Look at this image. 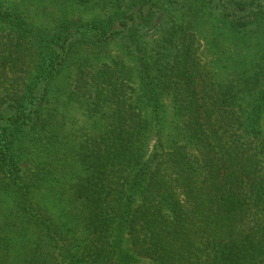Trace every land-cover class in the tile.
Returning <instances> with one entry per match:
<instances>
[{
    "label": "trees",
    "instance_id": "1",
    "mask_svg": "<svg viewBox=\"0 0 264 264\" xmlns=\"http://www.w3.org/2000/svg\"><path fill=\"white\" fill-rule=\"evenodd\" d=\"M24 1L62 17L36 25L0 0V264H264V0H166L179 16L165 0H103L111 12L90 21L66 2L97 0ZM116 37L135 75L99 56ZM73 56L96 131L72 152V180L62 132L46 133L69 208L57 224L21 162Z\"/></svg>",
    "mask_w": 264,
    "mask_h": 264
},
{
    "label": "rangeland",
    "instance_id": "2",
    "mask_svg": "<svg viewBox=\"0 0 264 264\" xmlns=\"http://www.w3.org/2000/svg\"><path fill=\"white\" fill-rule=\"evenodd\" d=\"M97 1H99V4L94 3L88 6H80L68 1L66 2L65 9L67 13L71 14L69 17L80 21L105 18L111 12V9L107 5L104 7L101 5L103 0ZM1 2L4 3L5 7H16L20 11H23L26 18L36 25L44 24L45 26L53 27L56 24L57 18L62 17L57 11L51 13L49 11L47 13L41 11L31 1L1 0ZM159 4L161 10H164L165 13H169L171 16H179L180 12H182V10L176 11L173 9L172 4L166 0ZM207 27L208 24L204 23L201 30H205ZM78 49V56L82 57L86 55L92 57L90 55L92 52L91 48L81 47ZM104 54L107 57L115 58L135 75L136 62L134 57L131 56V53L126 49L120 38L116 37L112 40L107 47L101 50L99 56L102 57ZM203 55L211 61L217 59L207 49H205V54ZM230 66L231 63L228 68L221 70L220 76L225 75ZM77 78L76 59L73 56L66 61L59 76L50 84V89L42 109L43 115H41L44 126L38 123L30 133V142L26 146L27 152H25L26 155L23 156L21 162L22 176L31 186L34 202L40 206H44L45 210L51 215L52 220L57 224L67 222L66 210L68 211L69 208L64 202L65 199L64 201L60 199L63 190L60 185L62 184H58L52 179V177L59 175L61 168L56 169L53 165H48V160L51 159L53 153L50 154L48 152L46 133H49L51 130L62 132V140L67 143L63 150L67 156L66 169L64 170L67 177L72 180L82 173V166L72 157V152L83 141L85 136L92 135L96 131V116H89L91 115L89 101L76 90ZM170 98L171 96L168 95L162 98L166 109L165 119L172 117L173 104ZM154 131L155 127L148 133L146 156L151 153L154 146ZM49 170H53V173L51 174ZM47 178L49 179L48 182L45 180ZM134 264H150V261L146 257H140L139 261Z\"/></svg>",
    "mask_w": 264,
    "mask_h": 264
}]
</instances>
